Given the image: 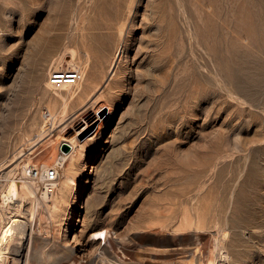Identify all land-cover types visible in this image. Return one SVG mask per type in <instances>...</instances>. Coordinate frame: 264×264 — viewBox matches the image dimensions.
Instances as JSON below:
<instances>
[{
    "label": "rangeland",
    "instance_id": "1",
    "mask_svg": "<svg viewBox=\"0 0 264 264\" xmlns=\"http://www.w3.org/2000/svg\"><path fill=\"white\" fill-rule=\"evenodd\" d=\"M263 39L264 0H0V231L19 215L21 236L4 263L264 264ZM72 53L62 114L44 90ZM76 132L53 210L23 171L62 162L57 196ZM9 177L34 196L6 199Z\"/></svg>",
    "mask_w": 264,
    "mask_h": 264
},
{
    "label": "bare ground",
    "instance_id": "2",
    "mask_svg": "<svg viewBox=\"0 0 264 264\" xmlns=\"http://www.w3.org/2000/svg\"><path fill=\"white\" fill-rule=\"evenodd\" d=\"M251 35V34H250ZM247 36V35H246ZM251 37V36H250ZM260 37V36H259ZM262 38V37H261ZM247 39V38H246ZM249 39H251V38H249ZM262 40V39H261ZM264 40V39H263ZM249 41V40H248ZM251 41V40H250ZM253 41V40H252ZM120 53V52H119ZM119 53L117 54L118 56H119ZM80 55V54H79ZM74 53H72L71 54V58L70 59H63V60H61V62H65L66 63V69L67 68H70V67H74V68H76V70L79 72V78L81 77V75H82V73H83V71L81 70V68H80V66L76 63L77 62V60H76V62H75V59H74ZM117 58V57H116ZM112 60V59H111ZM115 60V59H114ZM60 62V63H61ZM81 63V62H80ZM111 64H112V61H110V71H112L113 69H114V66H115V62L112 64V66H111ZM60 67V66H59ZM58 68V67H57ZM63 68H64V66H63ZM87 68H89V67H87ZM94 68V67H93ZM108 68L109 67H107L106 68V70H108ZM61 69H62V67H61ZM68 70V69H67ZM72 70V69H71ZM86 70V69H85ZM97 71V70H96ZM54 72H58V71H53V72H49V74H52V73H54ZM65 72H71V71H65ZM86 72V71H85ZM84 72V73H85ZM91 72H92V70H91ZM104 72H106V73H108L107 71H102V75L104 74ZM94 73V72H93ZM87 75H85V74H83V75H85V78H83L82 80H83V83L79 86V90H77L78 91V96H80V97H83V99L84 100H82L81 99V101H82V103H81V107L82 106H84L86 103H85V101L89 98V96H90V94H92L91 93V89H93L94 87H95V85L94 86H92L91 87V85H92V79H91V76H90V74H89V72L88 73H86ZM109 74V73H108ZM91 75H92V73H91ZM100 75V74H99ZM105 75H107V74H105ZM94 76V75H93ZM92 76V77H93ZM95 77V76H94ZM100 77V76H99ZM104 78H105V76H103ZM97 78V77H96ZM99 79H102V76L99 78ZM46 80H48V81H46L47 82V89L46 90H44L46 93H48L50 96H51V106H54L57 102H56V100L57 99H60L61 100V103H60V105H61V112H62V114H65V112H66V108H67V98H66V95H68L69 93H72L73 91H71V89H69L72 85H74V84H76L77 82L75 81L74 83H62L59 87H55V88H53V86L51 85V83H50V81H49V79H46ZM95 80H97L98 81V78L97 79H95ZM79 82V81H78ZM95 82V81H94ZM99 82V81H98ZM101 82V81H100ZM101 84V83H100ZM78 85V84H77ZM97 85V84H96ZM76 88V87H75ZM64 90V91H63ZM76 94V93H75ZM69 96V95H68ZM75 97H76V95H75ZM70 101V100H69ZM94 102V101H93ZM100 102V101H99ZM106 103H108V102H106ZM78 104V103H77ZM97 105H98V103H97ZM108 106L107 104H105V103H101V104H99L98 106H95L94 107V113H96L97 112V110L101 107V106ZM89 108H90V106H89ZM109 108V107H108ZM44 111V110H43ZM42 111V112H43ZM82 111V110H81ZM109 111H111V107H110V110ZM54 114H55V112L54 111H52L51 110V108H47V111H46V115L47 116H49V117H47L46 118V121H44V123H43V125H41V128L40 127H38V128H40V129H42V128H45V126H46V122H47V120L48 119H52V120H54ZM42 119V118H41ZM104 120V119H103ZM43 121V120H42ZM49 122V121H48ZM53 122V121H52ZM39 123V122H38ZM51 123V122H50ZM40 126V125H39ZM81 128V127H80ZM47 129V128H46ZM45 129V130H46ZM51 130V129H50ZM43 131V130H42ZM37 132H39V133H41L40 131H37ZM38 133V134H39ZM33 134V133H32ZM76 134H77V132L76 133H74L73 135H70V136H63L61 139L66 143V144H68L69 145V147H70V149H69V151L68 152H66V153H64L65 154V156H63V158H64V160H63V165H62V175H61V179H60V181H59V187H58V189H59V194H55V195H57V196H53V194L50 196V198L48 197H46V196H44L43 195V197H42V199L44 200V201H46V202H48V206L49 207H51L53 210L54 209H56L57 207H58V205H59V203L61 202V200H63L64 199V197L66 196V194H67V192L69 191V189L72 187V184L74 183V178H73V169L76 167V164H78L77 163V160L79 159V157L83 154V145H79V146H77V142H76ZM43 136V135H42ZM61 136V135H60ZM35 141V140H34ZM63 141H60V142H63ZM40 142H41V140H40ZM50 142H51V140H50ZM33 144V143H32ZM47 145V144H46ZM54 146V145H53ZM31 148V147H30ZM44 148V147H43ZM54 149H56V148H54ZM35 151V150H34ZM48 151H50V150H48ZM54 150H52L51 152L52 153H49V155L51 156L52 154H54V152H53ZM29 158V157H28ZM9 159V158H8ZM43 159V158H42ZM41 161V160H40ZM1 162V161H0ZM32 163V162H31ZM38 163H39V160H38ZM9 164V163H8ZM40 164H41V162H40ZM43 164V166H47L48 164L46 163V162H43L42 163ZM61 164H62V162L60 163V164H58V166H60V168H61ZM5 165V164H4ZM38 166V165H37ZM36 166V167H37ZM39 167V166H38ZM8 174V173H7ZM23 174H24V176H26L27 174H29V172H28V168L27 167H25L24 168V171H23ZM61 174V173H60ZM20 186V190H18V187ZM4 189V196H5V198L6 199H10L11 200V198L13 197V198H17L18 197V195L19 196H21V198H24V197H26V196H28L29 194H32L33 195V189H31V187L28 185V183H27V180L25 181V180H23V181H21L20 183H18L13 177H9V179L6 181V185H5V188H3ZM34 196V195H33ZM28 197H30V195L28 196ZM4 198V197H3ZM5 200V199H4ZM3 200V202H5ZM7 202V201H6ZM10 202V201H9ZM15 204V203H14ZM19 205V204H18ZM44 205V204H43ZM17 213V212H16ZM13 216V215H12ZM19 216V215H18ZM18 216H13L12 218H11V222L9 223V224H7L4 228H2L1 229V234H0V245H2L3 247H9V250L12 248V245L15 243V242H17L18 241V237H21L20 236V231H18V232H16V230H15V225L20 221V219H19V217ZM185 221V220H184ZM197 221V220H196ZM201 221H203L202 219H201ZM193 222V221H192ZM20 223V222H19ZM32 224V223H31ZM185 224V223H184ZM198 225V224H197ZM17 226V225H16ZM183 226V225H182ZM201 226V225H200ZM184 227V226H183ZM18 229V228H17ZM26 234V233H25ZM28 235V234H27ZM200 237V236H199ZM207 240H205L204 242H206ZM203 243V242H202ZM208 243V242H207ZM18 244V243H17ZM14 246V245H13ZM15 247V246H14ZM206 248H207V246H206ZM8 250V251H9ZM206 250V249H205ZM14 252V250H11V252ZM18 251H19V249H18ZM10 252V251H9ZM4 251H0V264H5L4 263ZM6 253V252H5ZM16 254H17V251L15 252ZM15 253H13V254H15ZM168 255L169 254V252H162V253H157V252H153L150 256H156V255ZM14 256V255H13ZM7 258H8V256H7ZM208 258V257H207ZM10 259H11V257H10ZM188 259V258H187ZM210 259L211 258H209V259H207L208 261L206 262L205 261V263L206 264H212V261H210ZM13 260H14V262H15V258H13ZM12 260V261H13ZM190 260V259H189ZM175 261V260H174ZM202 261V260H201ZM73 263L72 264H76V262L73 260L72 261ZM173 262V261H172ZM184 263H185V261H183ZM189 262V261H188ZM13 263V262H12ZM78 263V262H77Z\"/></svg>",
    "mask_w": 264,
    "mask_h": 264
},
{
    "label": "built area",
    "instance_id": "3",
    "mask_svg": "<svg viewBox=\"0 0 264 264\" xmlns=\"http://www.w3.org/2000/svg\"><path fill=\"white\" fill-rule=\"evenodd\" d=\"M78 78L79 72L77 70H71V72L58 71L48 76L53 87H59L62 83H74ZM44 113H46V110ZM28 172L29 176L34 181L40 182L42 191L46 195L51 196L54 193L60 175L57 164L42 167L32 166L29 168Z\"/></svg>",
    "mask_w": 264,
    "mask_h": 264
},
{
    "label": "water",
    "instance_id": "4",
    "mask_svg": "<svg viewBox=\"0 0 264 264\" xmlns=\"http://www.w3.org/2000/svg\"><path fill=\"white\" fill-rule=\"evenodd\" d=\"M68 148H69V145L66 144V143H64V144H63V149L67 150Z\"/></svg>",
    "mask_w": 264,
    "mask_h": 264
}]
</instances>
